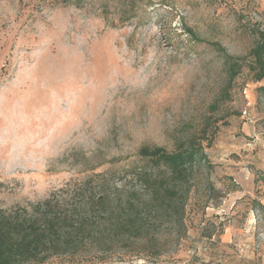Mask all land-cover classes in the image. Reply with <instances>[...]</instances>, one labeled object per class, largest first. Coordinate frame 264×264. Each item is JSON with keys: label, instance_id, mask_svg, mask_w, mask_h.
I'll list each match as a JSON object with an SVG mask.
<instances>
[{"label": "rangeland", "instance_id": "1", "mask_svg": "<svg viewBox=\"0 0 264 264\" xmlns=\"http://www.w3.org/2000/svg\"><path fill=\"white\" fill-rule=\"evenodd\" d=\"M263 31L264 0H0V208L138 205L123 240L100 218L103 248L30 264L142 262L146 248L157 264H264V84L248 67ZM213 43L243 58L236 77ZM192 136L210 166L154 211L146 149Z\"/></svg>", "mask_w": 264, "mask_h": 264}, {"label": "trees", "instance_id": "2", "mask_svg": "<svg viewBox=\"0 0 264 264\" xmlns=\"http://www.w3.org/2000/svg\"><path fill=\"white\" fill-rule=\"evenodd\" d=\"M87 1L90 0H61L65 5L74 6H82ZM124 2L135 3L136 0ZM190 32L193 34V30L190 29ZM212 45L226 61L230 77H236L243 66V58L228 54L219 43ZM251 56L253 61L248 65L249 70L254 81H261L264 79V31L251 50ZM261 89L264 90V87ZM144 157L148 161V168L161 172L158 176H145V183L151 191L149 203L157 212L163 208H178L180 188L189 182L195 166L203 161L210 166L201 139L197 140L195 136L179 143L172 152L162 146H150ZM134 199L133 195L129 197L128 194L113 195L112 199L105 193L91 194L69 206L53 195L34 203L31 209L0 208V264L44 263L54 255L79 252L86 241H94L103 248L109 240L103 238L107 234H97L100 218L108 224L109 234L116 231L117 240H123L127 228V232L136 230V224L132 221L134 216L128 215L138 206ZM257 204L264 207L261 203ZM154 250L146 248L144 253L147 257L142 262L126 260L112 264H157L154 259L161 253Z\"/></svg>", "mask_w": 264, "mask_h": 264}, {"label": "crops", "instance_id": "3", "mask_svg": "<svg viewBox=\"0 0 264 264\" xmlns=\"http://www.w3.org/2000/svg\"><path fill=\"white\" fill-rule=\"evenodd\" d=\"M258 83L264 84V79H262L261 81H258Z\"/></svg>", "mask_w": 264, "mask_h": 264}]
</instances>
